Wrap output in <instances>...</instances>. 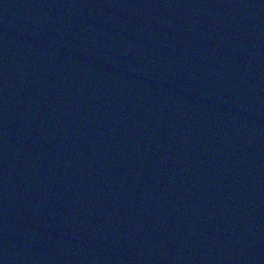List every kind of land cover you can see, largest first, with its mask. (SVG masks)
I'll return each instance as SVG.
<instances>
[{"label":"water","instance_id":"95a60500","mask_svg":"<svg viewBox=\"0 0 264 264\" xmlns=\"http://www.w3.org/2000/svg\"><path fill=\"white\" fill-rule=\"evenodd\" d=\"M0 264H174L148 0H0Z\"/></svg>","mask_w":264,"mask_h":264}]
</instances>
